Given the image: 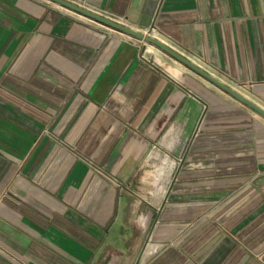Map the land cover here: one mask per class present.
Segmentation results:
<instances>
[{"label":"crops","instance_id":"0c3cea01","mask_svg":"<svg viewBox=\"0 0 264 264\" xmlns=\"http://www.w3.org/2000/svg\"><path fill=\"white\" fill-rule=\"evenodd\" d=\"M68 1L264 108V0ZM142 46L0 0V264H264V118Z\"/></svg>","mask_w":264,"mask_h":264},{"label":"water","instance_id":"95a60500","mask_svg":"<svg viewBox=\"0 0 264 264\" xmlns=\"http://www.w3.org/2000/svg\"><path fill=\"white\" fill-rule=\"evenodd\" d=\"M49 1H51L57 5H60V6L66 8L68 10H71L75 13L83 15V16H85V17H87V18H89V19H91L97 23H100V24L114 30V31L126 34L130 37H133V38L140 40V41H143L145 43L152 44L153 46L157 47L159 50L164 52L166 55L170 56L171 58H173L174 60H176L180 64L189 68L190 70H192L193 72H195L199 76L203 77L204 79H206L207 81H209L210 83H212L213 85H215L216 87H218L219 89H221L222 91H224L225 93H227L228 95H230L231 97H233L234 99H236L237 101H239L240 103H242L243 105L250 108L252 111H254L255 113H257L258 115H260L264 118V108L255 104L254 102H252L251 100H249L247 97L243 96L242 94H240L236 90L230 88L229 86L224 84L222 81L218 80L213 75L209 74L208 72L203 70L201 67H199L198 65H196L195 63H193L192 61H190L189 59H187L186 57H184L183 55H181L180 53H178L177 51H175L174 49H172L168 45H166L161 40L151 36L149 33H145V32L135 30L131 27H128L126 25H123L121 23L113 21L109 18H106V17H104L98 13L90 11V10H88L84 7H81V6H79L73 2L68 1V0H49Z\"/></svg>","mask_w":264,"mask_h":264},{"label":"rangeland","instance_id":"374dc122","mask_svg":"<svg viewBox=\"0 0 264 264\" xmlns=\"http://www.w3.org/2000/svg\"><path fill=\"white\" fill-rule=\"evenodd\" d=\"M147 33V32H146ZM148 33L151 35V36H155V33H151L148 31ZM142 43V51L144 52V54L148 57H152V58H156L157 60L159 59V56H157L156 54L160 55V57L162 58H165L166 60L168 61H172L170 56H165L164 52H162L161 50H159L157 47L153 46L152 44H149V43H145L143 41H141Z\"/></svg>","mask_w":264,"mask_h":264}]
</instances>
